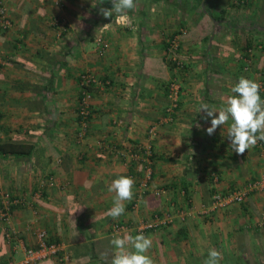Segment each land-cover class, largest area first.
I'll return each instance as SVG.
<instances>
[{
	"label": "crops",
	"instance_id": "1",
	"mask_svg": "<svg viewBox=\"0 0 264 264\" xmlns=\"http://www.w3.org/2000/svg\"><path fill=\"white\" fill-rule=\"evenodd\" d=\"M92 4L7 1L12 26L0 28V142L25 144L31 154L0 156V197L27 201L12 206L16 239L0 221V264L21 262L26 248L38 246L39 230L71 260L50 256L37 264H110L111 240L141 234L137 227L156 213H170L172 222L142 233L153 241L155 264H204L210 249L221 252L219 264H264V190L212 207L216 192L264 176V141L237 154L227 136L231 121L208 135L211 118L199 112L202 103L223 106L241 76L264 81V0H136L119 22L99 11L111 9L112 0ZM174 35L186 65L180 105L163 122L167 81L179 72L166 58ZM83 72L97 82L89 87L91 116L80 138ZM120 175L134 178V196L113 219L107 213L115 193L108 189ZM116 223L130 229L116 232Z\"/></svg>",
	"mask_w": 264,
	"mask_h": 264
},
{
	"label": "clouds",
	"instance_id": "2",
	"mask_svg": "<svg viewBox=\"0 0 264 264\" xmlns=\"http://www.w3.org/2000/svg\"><path fill=\"white\" fill-rule=\"evenodd\" d=\"M103 3V0H98ZM97 0H93L96 7ZM111 9L101 7L100 14L105 18L116 15L117 20L127 19L130 10L136 8V0H112ZM131 27V24H125ZM261 84L253 79L241 76L238 82L231 88L233 95H229L222 101L220 108L202 103L199 112L206 113L205 119L211 118V126L207 128V134H214L217 127L228 124L227 136L231 141V148L237 154L243 155L259 141H264V98L260 95ZM218 113V115H217ZM135 180L131 176L120 175L114 179L109 191L114 192L113 206L107 215L117 219L125 212V201L132 200L134 196ZM114 246V254L110 264H155L149 254L153 241L144 234L135 236L127 233L115 236L111 240ZM222 254L216 249H210L208 258L204 264H219ZM102 260H107V254H101Z\"/></svg>",
	"mask_w": 264,
	"mask_h": 264
},
{
	"label": "built area",
	"instance_id": "3",
	"mask_svg": "<svg viewBox=\"0 0 264 264\" xmlns=\"http://www.w3.org/2000/svg\"><path fill=\"white\" fill-rule=\"evenodd\" d=\"M8 0H0V28L8 29L12 26L11 17L9 14V9L7 6ZM180 39L179 35H174L170 38L168 46L166 48V58L167 60L175 66L179 71L175 73L172 78L167 81V103L165 106L166 114L162 118L163 122L172 121L174 118V113L178 109L181 101V92H182V79L180 77L181 71L185 68V60L180 56ZM251 50H248L249 53ZM245 69L248 70L251 64V58L245 57ZM3 64V59L0 57V67ZM97 82V78L91 72H83L79 77V84L81 87L80 97L78 101V116H79V125L80 132L79 137L82 138L88 132L89 127V118L91 116V105L93 94L89 90V87ZM261 84L260 92L264 91V81L258 80ZM0 121H1V112H0ZM149 134L152 136L156 134V128L153 127L149 130ZM256 146L262 147L263 142L259 141ZM151 174V168L148 170V175ZM214 179L218 181V176H214ZM50 185H53V180L48 182ZM264 190V176L261 178L254 179L248 182L246 188L244 189H232L228 192H216L213 195L212 207L221 208L227 207L231 204H237L243 202L249 193L254 191ZM39 193V195H38ZM37 195L40 196L42 193L38 192ZM41 193V194H40ZM27 203L25 199L21 197H14L9 193L2 192L0 197V221L9 222V227L6 231V237L13 241L17 238V230L10 224L12 218V206L17 204ZM182 211V210H181ZM180 211V215L183 217V211ZM172 222V215L169 214H159L156 213L148 221H143L138 227L137 231L140 233L145 232L148 229L156 228L160 224H167ZM127 229H130L124 223L114 224V231L122 232ZM38 236V246L29 247L25 249L24 259L15 263L14 261H8L6 264H37L38 262L50 257L57 256L62 262H70L71 255L66 249L57 243H48V234L45 230H39L37 233Z\"/></svg>",
	"mask_w": 264,
	"mask_h": 264
},
{
	"label": "trees",
	"instance_id": "4",
	"mask_svg": "<svg viewBox=\"0 0 264 264\" xmlns=\"http://www.w3.org/2000/svg\"><path fill=\"white\" fill-rule=\"evenodd\" d=\"M28 147L30 146H26L25 144L0 142V156L9 153L14 154L15 156H29L31 154V149Z\"/></svg>",
	"mask_w": 264,
	"mask_h": 264
}]
</instances>
